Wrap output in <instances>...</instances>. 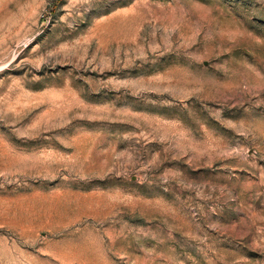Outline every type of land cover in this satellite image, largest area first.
Here are the masks:
<instances>
[{
	"label": "rangeland",
	"instance_id": "obj_1",
	"mask_svg": "<svg viewBox=\"0 0 264 264\" xmlns=\"http://www.w3.org/2000/svg\"><path fill=\"white\" fill-rule=\"evenodd\" d=\"M0 264H264V0H0Z\"/></svg>",
	"mask_w": 264,
	"mask_h": 264
}]
</instances>
